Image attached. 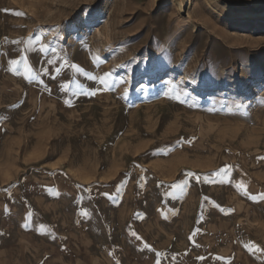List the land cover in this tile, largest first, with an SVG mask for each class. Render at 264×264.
<instances>
[{"label": "rangeland", "instance_id": "obj_1", "mask_svg": "<svg viewBox=\"0 0 264 264\" xmlns=\"http://www.w3.org/2000/svg\"><path fill=\"white\" fill-rule=\"evenodd\" d=\"M216 187L264 209V0H0V264L135 262Z\"/></svg>", "mask_w": 264, "mask_h": 264}, {"label": "crops", "instance_id": "obj_2", "mask_svg": "<svg viewBox=\"0 0 264 264\" xmlns=\"http://www.w3.org/2000/svg\"><path fill=\"white\" fill-rule=\"evenodd\" d=\"M214 190L195 202L159 205L173 212L153 219L156 240L128 243L127 258L137 260L126 264H264L261 201L247 202L236 187Z\"/></svg>", "mask_w": 264, "mask_h": 264}, {"label": "snow or ice", "instance_id": "obj_3", "mask_svg": "<svg viewBox=\"0 0 264 264\" xmlns=\"http://www.w3.org/2000/svg\"><path fill=\"white\" fill-rule=\"evenodd\" d=\"M13 63H15V61H13ZM64 87L67 88V85H65Z\"/></svg>", "mask_w": 264, "mask_h": 264}, {"label": "bare ground", "instance_id": "obj_4", "mask_svg": "<svg viewBox=\"0 0 264 264\" xmlns=\"http://www.w3.org/2000/svg\"><path fill=\"white\" fill-rule=\"evenodd\" d=\"M189 4H190V1H189Z\"/></svg>", "mask_w": 264, "mask_h": 264}]
</instances>
